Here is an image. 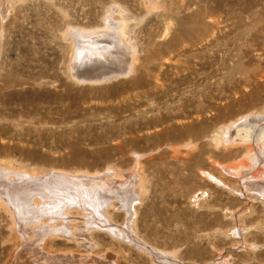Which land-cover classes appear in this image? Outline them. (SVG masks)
<instances>
[{
    "label": "rangeland",
    "instance_id": "rangeland-1",
    "mask_svg": "<svg viewBox=\"0 0 264 264\" xmlns=\"http://www.w3.org/2000/svg\"><path fill=\"white\" fill-rule=\"evenodd\" d=\"M7 1L0 168L51 191L33 200L41 226L0 201V264H264V164L225 130L264 118V0ZM121 16L128 43L76 68L110 76L79 80L69 32L112 47ZM98 182L108 225L87 223ZM54 196L73 200L66 219Z\"/></svg>",
    "mask_w": 264,
    "mask_h": 264
},
{
    "label": "bare ground",
    "instance_id": "bare-ground-1",
    "mask_svg": "<svg viewBox=\"0 0 264 264\" xmlns=\"http://www.w3.org/2000/svg\"><path fill=\"white\" fill-rule=\"evenodd\" d=\"M1 14L6 16V13L8 12L9 10V7H11V3L7 0H2L1 2ZM118 12H120V10L117 9ZM121 13V12H120ZM122 15V14H120ZM3 16V17H4ZM124 20H125V17L124 16H121V21L120 23L117 25L118 26V32H115L114 30L116 29L115 27H113V29H111L110 27H108L111 31V34H110V39L112 40V45L114 46H105V44H103L104 46L102 45H98V36H99V32H86V31H83V30H79V29H74L72 32H69V39L71 41V50H72V60H71V65H74V68L73 69V73H74V76L77 77L79 80H82V81H92V80H96V79H99V78H102L103 76H107L109 74L110 71H97L95 73H85V71L89 70L87 69V64L84 66V68H86L87 70L84 71V74H80L78 75L77 74V71H76V68L78 67V65L80 64H84V63H90L92 62L93 60H100L99 58H103V55L105 54V52L107 53L110 52V51H117V50H114L115 47L118 46H125L128 41L126 39V36H125V32H124V28H125V24L124 23ZM113 25V24H112ZM104 30V29H103ZM108 31V30H105V32ZM102 32V31H101ZM109 39V41H110ZM110 43V42H109ZM108 45V44H107ZM117 48V49H118ZM120 49V48H119ZM113 53V52H112ZM118 53V52H117ZM106 56V55H104ZM109 58V56H107ZM103 59H106L103 58ZM115 59V58H114ZM107 60V59H106ZM97 62V61H96ZM103 62V61H102ZM107 63V62H106ZM100 65V63H99ZM102 65V64H101ZM105 65V64H104ZM94 66V65H93ZM81 67V66H80ZM79 67V68H80ZM96 67H100V66H96ZM114 67V66H113ZM112 68V67H111ZM82 69V68H81ZM107 69V68H105ZM104 69V70H105ZM113 69V68H112ZM125 69V68H124ZM92 72L95 71L96 69L92 70L90 69ZM89 70V71H90ZM124 71V70H123ZM112 75V74H111ZM116 75V74H115ZM110 76V74H109ZM105 78V77H104ZM110 78V77H109ZM77 79V80H78ZM102 80V79H101ZM104 80V79H103ZM249 115V114H248ZM226 133L228 135V137H231V138H237L240 142H244V143H250V144H254L256 147L254 149L252 154L255 155L256 157V160H255V163L258 162V163H263L264 164V118L262 117H252L251 116H248V117H245V118H242L241 120H238V122H236L235 124H230L226 129ZM224 132V131H223ZM237 140V141H238ZM257 164V163H256ZM2 168H0V201L1 202H5L10 208H12V216H13V219H14V223H17V224H23V223H27V224H35L36 225H39L40 224V220H41V216L40 214H32L31 212V209L32 207L36 209V205L38 206V204L36 203V205L33 204V200L34 198L37 196L38 198H42L43 200H47L48 197H49V194H48V191H51V190H46L44 192H42L40 195V197L37 195L38 193L36 191L33 190V188L31 187L32 184H28L27 183V180H25V182H23V178H18L16 179L17 181H19V183H21L20 185H16L14 186L13 185V181H10V180H5L6 178H8V175L9 173L5 172L4 170H1ZM6 170V169H5ZM14 174V173H13ZM21 174V173H19ZM10 175H12L10 173ZM18 175V173H17ZM26 175V174H25ZM67 175V174H66ZM33 178V176H31ZM97 177V176H96ZM106 177V176H105ZM14 178V177H13ZM91 178V177H90ZM37 179V177H36ZM74 179V177H73ZM94 179V178H92ZM90 179V180H92ZM96 179V178H95ZM105 179V178H104ZM12 180V179H11ZM39 180V179H37ZM42 180V179H41ZM101 180V178H100ZM99 180V181H100ZM129 180V179H128ZM16 181V182H17ZM15 182V183H16ZM90 182V181H89ZM92 182V181H91ZM90 182V183H91ZM97 182V181H96ZM106 183V181H101ZM18 183V182H17ZM74 184H76L77 186H79V188L81 187L82 189H85L87 184H86V181H77V180H74L73 181ZM109 183V182H107ZM52 184V183H51ZM55 184H57V182H55ZM94 182L93 184L91 183L92 188L94 186ZM99 182L97 183V186H98ZM112 184V183H111ZM110 184V185H111ZM130 184V183H129ZM260 183H258L259 185ZM29 185V186H28ZM50 185V184H49ZM58 185V184H57ZM89 185V184H88ZM108 185V184H107ZM107 185H100V186H96L97 189L94 190L96 192H94V195H96V199L94 200V196L92 195L93 197V200H89L87 199L86 197V201H88L87 203H89L87 206L90 207V209L94 208V210L92 211V214L90 213L91 217L90 220L87 222V223H92L95 224V225H105L106 223V218H105V214L102 212V209L104 207V205L108 202V200L110 201V196L115 194V192L113 193V191L111 189H109L107 187ZM127 185V184H126ZM59 186V185H58ZM62 186V185H61ZM70 186V185H69ZM137 186V185H136ZM255 186V184H254ZM89 187V186H88ZM91 187V186H90ZM93 188V189H94ZM258 188V187H257ZM38 189H40V187H38ZM118 189V187L116 188ZM91 190V189H89ZM261 190L262 192H264V185L261 186V188L259 189ZM74 191V190H73ZM87 191V190H86ZM85 192V191H83ZM89 192V191H87ZM86 192V193H87ZM40 193V192H39ZM82 193V192H81ZM91 193V192H89ZM78 194V192L76 193V195ZM80 195V193H79ZM84 195V193H83ZM82 195V196H83ZM121 195V194H120ZM125 195V194H124ZM52 196V195H51ZM82 196H81V200H82ZM86 196V195H84ZM88 196V195H87ZM118 196V195H117ZM76 196H74L75 198ZM78 197V196H77ZM76 197V198H77ZM80 197V196H79ZM91 197V196H90ZM114 197V196H113ZM40 198V199H41ZM72 198V199H74ZM117 198V197H116ZM130 198L129 196H124L121 198V204L123 207H126V206H130ZM84 199V198H83ZM120 199V198H119ZM3 200V201H2ZM76 200V199H75ZM78 200V198H77ZM76 200V201H77ZM132 200V199H131ZM59 199V196H57V198L54 196V199L52 200V205L51 207L53 208L54 206V213H56V215H53L54 217H52V220L53 221H56L60 218H64L66 219L67 215H65V213L67 212L68 208H70L71 205H74L73 204V200L71 202V200H67L68 202H65L66 200L63 199ZM79 201V200H78ZM129 201V202H128ZM70 202V203H69ZM85 202V201H84ZM4 203V204H5ZM30 203V205H29ZM81 203V202H80ZM1 204V203H0ZM42 207H44L43 205V202L40 204ZM47 205V204H46ZM133 205V204H132ZM121 206V207H122ZM49 207V206H47ZM86 207V206H85ZM132 207V206H131ZM9 208V209H10ZM39 208V207H37ZM42 209V208H40ZM89 209V208H88ZM125 209H129V207L125 208ZM52 210V209H51ZM131 210V209H130ZM129 210V211H130ZM125 211V210H124ZM127 211V210H126ZM128 211V212H129ZM132 211V210H131ZM130 211V212H131ZM51 212V211H50ZM96 214L97 217L94 218ZM132 213V212H131ZM48 214V213H46ZM51 215V214H50ZM87 216V215H86ZM51 218V217H50ZM88 218V217H87ZM82 219V218H81ZM97 219V220H96ZM60 220V219H59ZM128 220V219H127ZM48 221V219H47ZM51 221V220H49ZM48 221V222H49ZM70 221V220H69ZM46 222V221H45ZM63 222V221H62ZM128 223V221H127ZM108 225V223H106ZM45 225V224H44ZM106 225V226H107ZM129 225V224H128ZM19 226V225H18ZM32 226V225H31ZM41 226V225H39ZM34 227V225H33ZM32 227V228H33ZM48 227V226H47ZM93 227V226H92ZM95 227V226H94ZM100 227V226H99ZM110 227V225L107 227V230L108 228ZM113 227V226H112ZM29 228V227H28ZM39 228V227H38ZM49 228V227H48ZM101 228V227H100ZM88 229V227H87ZM92 229V228H90ZM117 229V227L115 228ZM118 229H121V228H118ZM118 229L116 231H118ZM124 229V228H122ZM128 229V227H127ZM31 230V229H30ZM36 230V228H35ZM114 230V229H113ZM28 231V229H27ZM33 231V230H32ZM42 231H45V230H42ZM70 231V229H69ZM123 231V230H121ZM129 231V230H128ZM34 232V231H33ZM57 232V231H56ZM67 232V231H66ZM115 232V231H114ZM119 232V231H118ZM124 232V231H123ZM36 233V232H35ZM50 233V232H49ZM117 233V232H116ZM122 233V232H121ZM121 233H120V236H121ZM29 234V233H28ZM31 234V233H30ZM124 234V233H123ZM122 234V235H123ZM22 235V234H21ZM34 235V234H32ZM40 235V234H39ZM63 235V234H62ZM66 235V234H65ZM119 235V234H118ZM127 235V234H126ZM35 236V235H34ZM51 236V235H50ZM125 236V235H124ZM24 237V236H23ZM28 237V236H27ZM26 239V238H25ZM133 239V237H132ZM134 240V239H133ZM30 242V241H29ZM138 242V241H137ZM27 243V242H26ZM35 245V244H34ZM38 245V244H37ZM151 252V251H150ZM161 252H157L155 250H152V254L153 256L156 258V259H159L161 257L160 255ZM163 259H165L163 257ZM159 261V260H158ZM167 264L168 261L164 260Z\"/></svg>",
    "mask_w": 264,
    "mask_h": 264
}]
</instances>
